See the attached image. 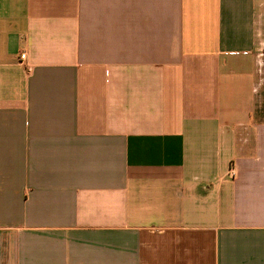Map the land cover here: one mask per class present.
I'll return each instance as SVG.
<instances>
[{"label":"crops","instance_id":"0c3cea01","mask_svg":"<svg viewBox=\"0 0 264 264\" xmlns=\"http://www.w3.org/2000/svg\"><path fill=\"white\" fill-rule=\"evenodd\" d=\"M0 264H264V0H0Z\"/></svg>","mask_w":264,"mask_h":264},{"label":"built area","instance_id":"2783aa9c","mask_svg":"<svg viewBox=\"0 0 264 264\" xmlns=\"http://www.w3.org/2000/svg\"><path fill=\"white\" fill-rule=\"evenodd\" d=\"M24 56V54H20V57L22 58Z\"/></svg>","mask_w":264,"mask_h":264}]
</instances>
